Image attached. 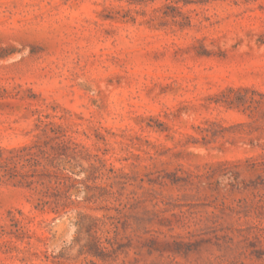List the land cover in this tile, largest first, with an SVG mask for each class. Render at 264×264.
<instances>
[{
	"label": "rangeland",
	"instance_id": "obj_1",
	"mask_svg": "<svg viewBox=\"0 0 264 264\" xmlns=\"http://www.w3.org/2000/svg\"><path fill=\"white\" fill-rule=\"evenodd\" d=\"M0 264H264V0H0Z\"/></svg>",
	"mask_w": 264,
	"mask_h": 264
},
{
	"label": "trees",
	"instance_id": "obj_2",
	"mask_svg": "<svg viewBox=\"0 0 264 264\" xmlns=\"http://www.w3.org/2000/svg\"><path fill=\"white\" fill-rule=\"evenodd\" d=\"M175 1L176 2L182 1L184 4H186V3H191V2H203V1H208V0H196V1H192V0H175ZM167 5H169V4H167Z\"/></svg>",
	"mask_w": 264,
	"mask_h": 264
}]
</instances>
